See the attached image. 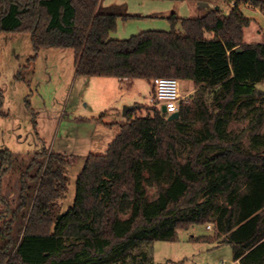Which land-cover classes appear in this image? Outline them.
<instances>
[{
	"label": "trees",
	"instance_id": "obj_1",
	"mask_svg": "<svg viewBox=\"0 0 264 264\" xmlns=\"http://www.w3.org/2000/svg\"><path fill=\"white\" fill-rule=\"evenodd\" d=\"M101 1L0 0V35L28 33L35 56L71 49L77 77L191 82V102L179 104L173 121L160 107L135 116L143 106H131L105 153L87 155L66 212L60 202L75 156L35 153L19 169L12 210L1 185L14 155L1 150L0 264H154L153 242L196 225L214 231L197 241L230 245L240 264H264V42L244 43L252 21L240 9L264 15V0H219L198 17L171 13L169 31L126 40L109 34L130 16Z\"/></svg>",
	"mask_w": 264,
	"mask_h": 264
},
{
	"label": "rangeland",
	"instance_id": "obj_2",
	"mask_svg": "<svg viewBox=\"0 0 264 264\" xmlns=\"http://www.w3.org/2000/svg\"><path fill=\"white\" fill-rule=\"evenodd\" d=\"M188 2L102 0L101 6L113 4L111 6L130 16L127 19L118 18L115 29L109 34L110 39L126 40L145 31H169L171 24L167 17L171 13L181 18L196 17L190 16ZM240 9L252 21L243 30V39L244 35H249L252 24L264 35V15L260 9H247L243 4ZM179 29V25H176V30ZM259 41L263 43L264 36ZM18 72L20 79L16 78ZM92 80L76 76L71 49H42L35 56L28 33L0 35V90L3 94L0 105V151L8 150L14 155L12 167L2 178L1 192L12 210L18 203L19 169L26 166L35 153L47 151L77 158L76 163L67 168L68 192L60 202L62 212H66L73 205L76 178L83 169L87 155L104 154L126 123L127 118L122 116L123 106L142 104L143 107L135 111V116L152 114L149 108L157 107L148 103L152 83L145 80L136 79L119 85L118 81L112 79L110 87L105 88L95 85ZM186 85L185 81H181L182 94H186ZM258 88L264 91V82ZM192 96L193 93L189 95L187 103L191 102ZM100 116L102 123L98 121ZM243 126L233 123L231 128L239 130ZM146 187L148 196L153 198L155 190ZM3 208L0 202V212ZM19 217L12 232L13 240L19 239L23 222L21 215ZM4 220H0V225ZM213 234V227L209 230L207 225H196L179 230L172 242L155 241L151 244L153 262L231 264V260L222 255L223 248L213 249V244L196 240ZM3 242L0 239V245Z\"/></svg>",
	"mask_w": 264,
	"mask_h": 264
},
{
	"label": "crops",
	"instance_id": "obj_3",
	"mask_svg": "<svg viewBox=\"0 0 264 264\" xmlns=\"http://www.w3.org/2000/svg\"><path fill=\"white\" fill-rule=\"evenodd\" d=\"M187 4L189 7L188 9L190 11V16H196V17L201 16L209 8H213V7L222 5V3L219 0H189V2ZM111 5H113V4H111ZM111 5H109V6H111ZM244 7L247 9H253V10L259 11L258 9L254 8L252 5H249V4H245ZM223 8L227 11V13L230 12L229 7L223 6ZM249 31H250L249 35L248 34L244 35V37H245L244 43H246V44H259V43H261L259 41V39H261V37L264 36L262 34V31L258 27L254 26L253 24H252V27L249 29ZM259 33H261V34H259ZM208 37H211V36L208 35ZM95 79H97V80H95ZM88 80L94 81L95 85L103 86V88L110 87V85L112 83V82H110L112 80V78H89ZM115 81H118V83L120 85L122 83H131L132 80L115 79ZM185 82L187 83L186 93L192 94L194 92L193 84L191 82H187V81H185ZM180 83H181V81H180ZM151 91H153V87L151 88ZM219 248L224 249V252H222V255L227 260H231V264H240L238 261L233 260V251H232V248L230 245H228V244L213 245V249H219Z\"/></svg>",
	"mask_w": 264,
	"mask_h": 264
},
{
	"label": "built area",
	"instance_id": "obj_4",
	"mask_svg": "<svg viewBox=\"0 0 264 264\" xmlns=\"http://www.w3.org/2000/svg\"><path fill=\"white\" fill-rule=\"evenodd\" d=\"M153 94L148 103L157 107L165 106L166 114L169 116L177 112L180 103H187L190 94H182L180 81L173 78H155L152 82ZM207 229H211L208 225Z\"/></svg>",
	"mask_w": 264,
	"mask_h": 264
},
{
	"label": "water",
	"instance_id": "obj_5",
	"mask_svg": "<svg viewBox=\"0 0 264 264\" xmlns=\"http://www.w3.org/2000/svg\"><path fill=\"white\" fill-rule=\"evenodd\" d=\"M130 110H131V106H123L122 116H123V117H126L127 112H129ZM161 111H162L163 113H166V108H165V106H162V107H161ZM178 117H179L178 112H174L173 114H170V115L167 117V119H168V121H173V120H177Z\"/></svg>",
	"mask_w": 264,
	"mask_h": 264
}]
</instances>
